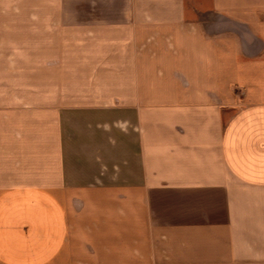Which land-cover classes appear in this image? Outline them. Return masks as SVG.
Instances as JSON below:
<instances>
[{"label":"crops","instance_id":"1","mask_svg":"<svg viewBox=\"0 0 264 264\" xmlns=\"http://www.w3.org/2000/svg\"><path fill=\"white\" fill-rule=\"evenodd\" d=\"M0 264H264V0H0Z\"/></svg>","mask_w":264,"mask_h":264},{"label":"rangeland","instance_id":"2","mask_svg":"<svg viewBox=\"0 0 264 264\" xmlns=\"http://www.w3.org/2000/svg\"><path fill=\"white\" fill-rule=\"evenodd\" d=\"M3 7H8V6L7 5L0 6V8H3Z\"/></svg>","mask_w":264,"mask_h":264}]
</instances>
